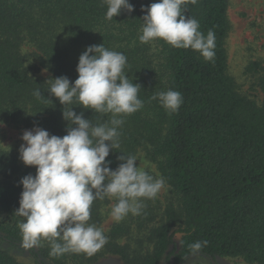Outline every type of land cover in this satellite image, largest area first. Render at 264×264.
<instances>
[{"label":"trees","instance_id":"trees-1","mask_svg":"<svg viewBox=\"0 0 264 264\" xmlns=\"http://www.w3.org/2000/svg\"><path fill=\"white\" fill-rule=\"evenodd\" d=\"M129 2L131 13L121 10L109 20L104 0H0V124L16 130L39 126L50 135H66L63 106L47 91L51 79L66 76L74 82L79 56L90 45L104 44L126 55L125 71L141 85L143 101V108L122 117L120 147L106 158L110 168L115 170L123 153L143 151L176 204L169 202L156 214L154 198L144 199L140 214L130 213L114 224L104 233L108 242L91 255H52L43 239L37 248H25L19 229L25 218L15 214L23 190L19 181L36 169L21 165L18 154L0 144V214L10 219L0 224V242L24 248L35 264H94L106 255L124 264H159L163 258L166 264H183L193 256L212 264L217 258L264 264V73L258 80L260 105L239 93L229 76L227 0H184L182 5L205 36L214 32L210 61L162 39L141 43L142 6L157 0ZM36 89L44 97L34 96ZM169 89L182 94L178 112L152 98ZM72 106L94 124L111 119V114ZM110 201L93 202L90 224L101 227ZM156 218L160 223L152 226ZM175 235L181 239L177 256ZM198 241L207 243L193 249ZM0 264L22 263L0 250Z\"/></svg>","mask_w":264,"mask_h":264},{"label":"clouds","instance_id":"clouds-1","mask_svg":"<svg viewBox=\"0 0 264 264\" xmlns=\"http://www.w3.org/2000/svg\"><path fill=\"white\" fill-rule=\"evenodd\" d=\"M104 2L109 20L121 10H134L129 0ZM183 4L184 0H157L146 8L142 6L146 14L139 40L149 43L162 39L174 48L199 52L210 61L215 56V34L209 30L205 36L198 20L185 16ZM126 66L123 53L104 44L90 45L79 56L74 82L66 76L51 79L47 91L63 106L67 134L50 135L39 126L22 133L19 158L25 166L36 169L35 175H25L19 181L23 190L15 214L25 218L19 224L25 248L36 247L43 239L49 242L52 255L70 251L91 255L108 242L103 230L89 223L95 200L115 197L110 216L119 222L130 213L140 214L143 200L155 198L164 187L162 177L136 165V156L121 152V163L115 170L106 159L120 147L122 117L143 108L138 95L142 87L129 79ZM33 95L44 97L40 89ZM152 98L171 113L178 112L183 103L182 94L172 89ZM74 103L96 113L111 114V119L94 124L84 118L83 112L73 110ZM202 243L207 242L198 241L191 247L200 249Z\"/></svg>","mask_w":264,"mask_h":264},{"label":"rangeland","instance_id":"rangeland-1","mask_svg":"<svg viewBox=\"0 0 264 264\" xmlns=\"http://www.w3.org/2000/svg\"><path fill=\"white\" fill-rule=\"evenodd\" d=\"M227 19L229 23V32L226 39L227 52V71L230 77L235 81L237 90L243 96L255 101L258 105L262 102V94L258 88V80L264 73V0H227ZM27 50V49H26ZM46 78L48 74H40ZM25 130H16L5 127L0 124V144L11 152L19 156V148L23 143L21 136ZM136 165L145 168L153 176L160 178L156 166L151 163L143 151L137 153ZM20 164L24 163L19 158ZM110 204L106 209V219L101 225L104 233L118 223L110 216V210L116 203V198H110ZM154 206L157 208L156 214H162L168 203L176 204V199L169 193L164 185L158 195L154 198ZM10 219L0 214V224L8 223ZM120 222V221H119ZM152 226H157L160 219L156 218ZM175 254L180 252V236L175 235ZM124 243V241H122ZM37 248V247H36ZM0 250L6 251L17 262L22 264H35L33 258L24 248H10L0 242ZM172 250V246L168 251ZM171 257L170 261L173 260ZM45 264H50L44 260ZM217 264H245L240 259L217 258ZM94 264H124L117 256L106 255L99 258ZM159 264H166L164 258ZM183 264H212L208 258L202 256H193L187 259Z\"/></svg>","mask_w":264,"mask_h":264}]
</instances>
